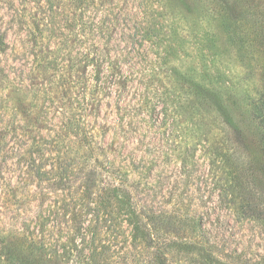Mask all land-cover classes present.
<instances>
[{
  "label": "rangeland",
  "instance_id": "1",
  "mask_svg": "<svg viewBox=\"0 0 264 264\" xmlns=\"http://www.w3.org/2000/svg\"><path fill=\"white\" fill-rule=\"evenodd\" d=\"M232 1L0 0V264H264L183 82L254 122L264 0Z\"/></svg>",
  "mask_w": 264,
  "mask_h": 264
},
{
  "label": "trees",
  "instance_id": "2",
  "mask_svg": "<svg viewBox=\"0 0 264 264\" xmlns=\"http://www.w3.org/2000/svg\"><path fill=\"white\" fill-rule=\"evenodd\" d=\"M217 1L222 12L234 23L245 21L244 13L237 3L232 0ZM183 82L188 87L192 86L199 104L202 107L208 106L222 122L217 135L221 141L226 142L228 149L218 160L222 163L221 173L225 175L220 180L223 182L220 189H224V194L230 197V202L237 206L242 216L264 221V130L261 128L264 126V93L252 112L254 122L243 123L230 117V114L228 117L225 114L226 104L209 89L193 85L187 79H183ZM177 247L189 253L203 252L201 247L187 243H179ZM203 254L205 259L210 257L209 253ZM153 261L155 264H166L165 256L157 248L154 250Z\"/></svg>",
  "mask_w": 264,
  "mask_h": 264
}]
</instances>
